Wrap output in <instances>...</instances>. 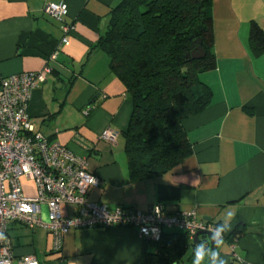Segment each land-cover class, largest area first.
<instances>
[{"label": "crops", "instance_id": "1", "mask_svg": "<svg viewBox=\"0 0 264 264\" xmlns=\"http://www.w3.org/2000/svg\"><path fill=\"white\" fill-rule=\"evenodd\" d=\"M60 1L75 26L68 45L60 44L59 22L44 12L47 3ZM119 2L0 0V78L51 69L26 110L36 131L83 157L102 180L88 189L89 201L141 210L159 203L169 212L194 208L198 221L225 230L213 250L199 254L192 241L177 264H264V53L254 56L248 41L251 20L264 29V0H212L216 67L200 75L212 98L182 121L193 151L169 172L136 182L128 179L122 135L132 100L109 56L95 47ZM106 128L118 132L114 143L100 139ZM21 183L26 194L35 193L32 181ZM63 212L72 215L73 207ZM8 237L14 262L33 255L39 264H139L144 247L135 229L118 226L72 229L58 253L42 228L12 223Z\"/></svg>", "mask_w": 264, "mask_h": 264}, {"label": "trees", "instance_id": "2", "mask_svg": "<svg viewBox=\"0 0 264 264\" xmlns=\"http://www.w3.org/2000/svg\"><path fill=\"white\" fill-rule=\"evenodd\" d=\"M211 8L212 0H120L110 10L95 47L109 56L132 100L122 134L129 181L167 173L193 151L182 121L212 98L200 80L216 67ZM198 39L204 56L193 58ZM248 41L254 56L264 53V29L255 20ZM191 243L182 231H163L158 241L144 240L139 264H177Z\"/></svg>", "mask_w": 264, "mask_h": 264}, {"label": "built area", "instance_id": "3", "mask_svg": "<svg viewBox=\"0 0 264 264\" xmlns=\"http://www.w3.org/2000/svg\"><path fill=\"white\" fill-rule=\"evenodd\" d=\"M44 12L59 22L60 44L68 45L75 26L66 19L67 5L63 1L49 2ZM56 54L53 52L50 58L54 59ZM50 71L45 66L39 71L0 78V264H39L33 255L22 256L14 262L8 237L12 223L46 230L52 238V252L57 253L63 238L72 229L127 227L135 229L140 238L153 241H158L165 229L182 231L190 241L198 231L215 233L221 229L198 221L194 208L169 212L159 203L141 210L134 205L111 207L89 201L88 189L99 186L102 180L87 170L83 157L36 131L26 110L32 90L46 80ZM117 137L118 132L111 128L100 134V139L109 143H114ZM22 179L33 182V195L23 191ZM67 205L73 207L72 215L63 212ZM207 247L199 235L196 252L201 254Z\"/></svg>", "mask_w": 264, "mask_h": 264}, {"label": "water", "instance_id": "4", "mask_svg": "<svg viewBox=\"0 0 264 264\" xmlns=\"http://www.w3.org/2000/svg\"><path fill=\"white\" fill-rule=\"evenodd\" d=\"M197 48L195 50L192 51L191 55L193 58H201L204 56V50L203 48L200 46V40L198 39L197 41ZM215 233L210 232V231H198L193 239V243L197 242L198 236H204L205 237V241L208 244L207 249L208 250H213L218 244L216 243L215 240L212 239V237L214 236ZM224 237L219 236L217 239H219L220 241L223 239Z\"/></svg>", "mask_w": 264, "mask_h": 264}, {"label": "clouds", "instance_id": "5", "mask_svg": "<svg viewBox=\"0 0 264 264\" xmlns=\"http://www.w3.org/2000/svg\"><path fill=\"white\" fill-rule=\"evenodd\" d=\"M233 215H234L233 212H229V213H228V217H229V218H231ZM221 231H223L222 228H221V229H218V230L215 232L214 236L212 237V239L215 240L217 244H220V243H221V241H220L219 239H217V238L220 236V232H221ZM197 264H199V261H197ZM220 264H224V262L221 261Z\"/></svg>", "mask_w": 264, "mask_h": 264}]
</instances>
